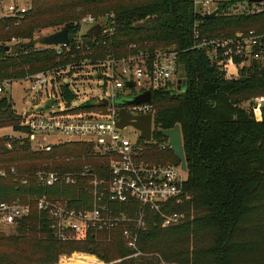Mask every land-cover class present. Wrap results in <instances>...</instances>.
Returning <instances> with one entry per match:
<instances>
[{
    "label": "trees",
    "instance_id": "obj_1",
    "mask_svg": "<svg viewBox=\"0 0 264 264\" xmlns=\"http://www.w3.org/2000/svg\"><path fill=\"white\" fill-rule=\"evenodd\" d=\"M240 2L250 3L218 2L217 15L206 19L195 12L193 0H35L32 15L20 25L0 21V86L85 58L96 61L109 56L124 58L137 51L179 50L188 88L181 94L152 91L154 122L159 129L153 139L161 141V130L181 127L187 162L185 191L191 197L172 206V211L186 216L175 226L162 228L160 219L148 213L147 228L139 233L138 257H132L137 252L128 248L121 228L59 242L45 215L34 207L13 235L6 237L0 231V264H61L62 256L75 253L96 256L104 264H264V107L255 110L252 104L255 97L264 96V65L251 62L240 70L238 78L227 79L206 51L193 49L197 22L202 37L211 39L264 31V14L228 12ZM111 14L114 35L106 46L86 57L74 48L57 56L39 44L37 33L44 30L51 34L68 28L72 42L80 30L76 22L87 15L100 19ZM147 19V30L133 29L134 24ZM61 90L65 100H74L66 85ZM6 128L17 136L0 137V173H6L0 176V201L49 194V190L38 188L33 178L43 166L77 172L92 165L98 175L103 168L82 144H65L51 153L34 152L30 132L5 90L0 96V131ZM158 158L180 164L172 150ZM24 179L30 181L28 186L21 185ZM86 182L81 178L77 186H57L52 191L73 200H89L83 189ZM74 259L77 263L97 261L76 255Z\"/></svg>",
    "mask_w": 264,
    "mask_h": 264
},
{
    "label": "built area",
    "instance_id": "obj_2",
    "mask_svg": "<svg viewBox=\"0 0 264 264\" xmlns=\"http://www.w3.org/2000/svg\"><path fill=\"white\" fill-rule=\"evenodd\" d=\"M34 1L0 0V21L8 20L20 25L32 15ZM193 1L195 12L201 16L218 10V3L213 8L211 1ZM233 10L243 15L264 14V2H244ZM112 18L113 15L110 16ZM98 24L101 26V35L85 40L87 32ZM75 25L80 26V30L72 42L70 38L68 44L49 47L57 56L63 57L74 48L86 57L94 49L106 46L115 33L109 20L103 24L91 15L83 17ZM193 37V49L206 51L210 60L225 72V77L233 69L231 78H238L240 70L254 61L264 65V31L250 30L238 32L228 39H211L202 37L197 22ZM180 54L176 49H161L153 54L137 51L124 58L109 56L96 61L85 58L63 68L31 76L28 79L29 90H45L47 94V103L43 108L32 109L21 115L22 125L30 132L32 150L51 153L65 144H82L89 147L90 157L99 159L103 168L99 175L93 171L92 165H86L77 172L57 171L47 166L38 169L33 176L35 184L38 188L49 190V194L30 196L25 200L16 198L0 201V230L15 229L36 207L39 213L45 215L53 237L59 242L81 240L91 232L121 228L128 248L137 252L134 255H139V233L147 228L149 212L160 219L162 228L182 222L185 214L172 211V206L191 198L185 191L187 172L182 171L181 164L165 162L154 155L165 154L171 147L169 139L163 135L161 141L153 143L154 134L159 129L155 127V108L152 103V91H177ZM79 70L92 72L94 78L102 83L99 96L81 95L72 88L71 83H61L65 76L72 77ZM127 81H133L134 87H127ZM10 85L6 82L0 86V93ZM63 85L74 94L73 101L64 99L61 90ZM138 85L140 88L137 90ZM48 87L52 89L48 90ZM146 91L151 92L150 102L118 103V100L129 99ZM80 99L84 102H80ZM97 102H107V105L97 106ZM252 104L255 110L264 107V96L255 97ZM122 109L132 116H152L151 141L144 140L141 132L132 126L123 130L117 127ZM128 129L133 130L129 136L124 134ZM0 176L5 177L6 173L1 172ZM81 178L87 179L83 189L89 200L84 197L73 200L63 195L57 196L52 191L57 186H77ZM29 182L24 179L21 185L28 186ZM74 203L80 207H75Z\"/></svg>",
    "mask_w": 264,
    "mask_h": 264
},
{
    "label": "water",
    "instance_id": "obj_3",
    "mask_svg": "<svg viewBox=\"0 0 264 264\" xmlns=\"http://www.w3.org/2000/svg\"><path fill=\"white\" fill-rule=\"evenodd\" d=\"M250 3H263L264 0H249ZM218 13V10H214L212 13L205 15L206 19H213ZM149 28V20H145L144 22H139L133 25V29L140 30ZM101 35V26L95 25L88 32L87 36L96 37ZM70 41V34L68 28H64L52 34L43 36L39 39V44L44 47L58 46L68 44ZM100 78V76L98 77ZM127 87L133 88L134 82L127 81ZM188 88V80L186 78V66L181 65L180 67V80L178 82L177 91L179 94L185 93ZM151 101V92L146 91L141 94L133 95L129 99H121L118 100V103L121 105L126 104H136L142 102H150ZM97 106L107 105V102H97ZM132 126L138 129L141 132V137L146 141H151L152 138V116H132L125 109H122L120 112V120L117 124V127L120 130L125 129L126 127ZM161 134L169 139V144L172 152L175 154L177 159L181 164V169L184 172H187V162L185 158L184 145L181 127L179 125L175 126L173 129L169 130H161Z\"/></svg>",
    "mask_w": 264,
    "mask_h": 264
},
{
    "label": "rangeland",
    "instance_id": "obj_4",
    "mask_svg": "<svg viewBox=\"0 0 264 264\" xmlns=\"http://www.w3.org/2000/svg\"><path fill=\"white\" fill-rule=\"evenodd\" d=\"M202 1H206V0H199V2H202ZM208 1H211L213 3V8H214V5H216L218 2L231 1V0H208ZM243 4H244V2H240V3L233 5L229 9L228 12L230 14H235V13L237 14V10L235 12L233 10V8H235L236 6L239 7ZM233 12H235V13H233ZM110 16H112V14L108 15L105 18L100 17L99 22L104 24L107 20L110 19ZM47 32L48 31L44 30V31H42L41 34L37 33V35L39 36V38H42L43 36L49 35ZM12 43H14V42H12ZM37 47H40V46H37ZM76 72H77V74H74V76H72V77L65 76V78L62 80L61 83H64V84L71 83L72 88L78 90L81 93V95H87V96L93 97V96H99L102 93V83L99 80L94 78V75L92 74V72L88 73L86 70H81V71L79 70ZM229 72L230 73H228L226 75L227 79H230L232 77L231 73L234 72V70L230 69ZM31 76H28L24 80L13 82L12 85H10V87L8 89H6V91L9 92V96L12 98V101L14 103V109L20 115H22L23 113L30 111L32 109H34V110L41 109L47 103V94H46L45 90H40L39 92H32L29 90L30 84L28 82V79ZM74 84H75L76 88L74 87ZM139 88H140V86L138 85L137 90ZM51 89L52 88L48 87V90H51ZM0 96H1V93H0ZM79 101L84 102L82 99H80ZM132 131L133 130H131V129L125 130L124 134L129 136V133H131ZM2 136L14 137V136H17V133H14L11 128H6V129L0 131V137H2ZM157 142H158L157 140L153 141V143H157ZM153 148L156 149V147H153ZM154 155L160 156L163 154H154ZM1 232L3 233L4 236L8 237V236H11L15 233V229L14 228H8L7 230L1 231ZM75 255L76 256H83L86 258H95L97 261L93 262V263H77V262L73 261V260H75L74 259ZM139 255H132V257H138ZM60 263L61 264H104V262H102L96 256L82 255L79 253L72 254L71 256H62L60 258Z\"/></svg>",
    "mask_w": 264,
    "mask_h": 264
}]
</instances>
